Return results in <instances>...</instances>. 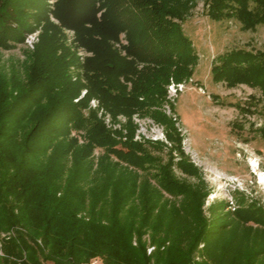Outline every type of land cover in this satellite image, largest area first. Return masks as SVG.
Masks as SVG:
<instances>
[{
  "label": "trees",
  "instance_id": "16d2710c",
  "mask_svg": "<svg viewBox=\"0 0 264 264\" xmlns=\"http://www.w3.org/2000/svg\"><path fill=\"white\" fill-rule=\"evenodd\" d=\"M49 1L0 0V49L41 31L22 72H0V264H264V207L235 191L236 210L205 208L209 189L181 150L174 105L176 120L162 110L170 81L187 82L197 65L181 28L195 0ZM204 7L245 32L264 25V0ZM218 61L213 81L258 89L264 102V51ZM93 99L126 118L125 134L105 127ZM133 115L161 125L170 148L134 141ZM257 132L264 141V125ZM164 149L162 162L153 153Z\"/></svg>",
  "mask_w": 264,
  "mask_h": 264
},
{
  "label": "rangeland",
  "instance_id": "374dc122",
  "mask_svg": "<svg viewBox=\"0 0 264 264\" xmlns=\"http://www.w3.org/2000/svg\"><path fill=\"white\" fill-rule=\"evenodd\" d=\"M195 2V8L181 24V28L190 40L198 61L190 78L191 82L187 83L185 90L176 98L174 108L179 125L186 130L191 147L197 154L195 165L209 189L205 208L215 202H226L227 209L230 210V203H233L236 210L238 206L232 198L235 191L242 192L247 199H254L264 207V182L259 181L260 175L264 176V141L257 132L264 125V102L261 101L260 91L244 85L228 88L223 82L213 81L211 75L212 65L218 64V57L227 52L264 51V25L258 26L255 31L245 32L233 20L214 22L206 16L204 0ZM48 3L52 5L53 0ZM35 32L38 42L41 31L38 29ZM65 34L68 42H71L73 32L65 31ZM120 43L126 45L123 35ZM35 45L33 48L25 47L23 42L10 50L0 49V72L4 75L11 71L21 73L26 54L32 52ZM79 53L83 54L82 58L90 56L82 50L78 51V56ZM236 106L248 108L250 113L241 112ZM91 109L97 112L99 118V110L102 109L99 103L97 108ZM103 112L110 115L104 110ZM118 117L111 118L116 122ZM125 123L126 118L122 125ZM72 136H75L74 132ZM79 143H82L80 138ZM166 152V149L162 152L155 151L153 155L165 162ZM101 153L100 150H95V162ZM174 156V161H177V154L174 153ZM173 173L179 179H187L176 167L173 168ZM138 174L141 175L140 172ZM190 181L195 182L193 179ZM151 250L148 248L147 253Z\"/></svg>",
  "mask_w": 264,
  "mask_h": 264
},
{
  "label": "built area",
  "instance_id": "2783aa9c",
  "mask_svg": "<svg viewBox=\"0 0 264 264\" xmlns=\"http://www.w3.org/2000/svg\"><path fill=\"white\" fill-rule=\"evenodd\" d=\"M37 32L31 33L27 35L24 39V46L33 48L35 43L37 42ZM79 57L82 60L83 54L79 53ZM191 80L187 82L182 83H173L171 82L167 86L166 90V103L163 105L162 110L163 112L169 116L172 117L173 120H176V116L172 114L170 105H175L176 98L178 95L183 92L186 88L187 83H190ZM85 92H82L81 96H83ZM91 108H97L98 102L97 100H91L90 102ZM99 118L102 119L104 122V125L107 129L111 130L112 132H122L125 134V131L122 130V124L125 122V118L120 116L118 117V121L114 122V120L110 117V115L105 114L103 110H99L98 114ZM132 121L134 125L136 126L135 134H134V141L138 142H152V143H162L168 147H170V143L167 141L165 136L164 128L155 123L152 119L148 117H140L139 115H134L132 117ZM176 127L178 132L180 133V136L182 137L181 141V150L184 153L186 157H188L189 161L195 165V159H197V154L192 149L190 140L188 138V134L186 130H183L179 123H176ZM231 206V207H230ZM230 210L234 211V204L230 203ZM97 260H92L90 264H97Z\"/></svg>",
  "mask_w": 264,
  "mask_h": 264
},
{
  "label": "bare ground",
  "instance_id": "6f19581e",
  "mask_svg": "<svg viewBox=\"0 0 264 264\" xmlns=\"http://www.w3.org/2000/svg\"><path fill=\"white\" fill-rule=\"evenodd\" d=\"M255 165H254V163H253V167H254ZM259 181L260 182H264V176L263 175H260V177H259Z\"/></svg>",
  "mask_w": 264,
  "mask_h": 264
},
{
  "label": "crops",
  "instance_id": "0c3cea01",
  "mask_svg": "<svg viewBox=\"0 0 264 264\" xmlns=\"http://www.w3.org/2000/svg\"><path fill=\"white\" fill-rule=\"evenodd\" d=\"M97 262H98L97 264H101V262H100L99 260H97ZM89 264H90V263H89Z\"/></svg>",
  "mask_w": 264,
  "mask_h": 264
}]
</instances>
